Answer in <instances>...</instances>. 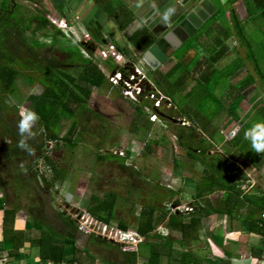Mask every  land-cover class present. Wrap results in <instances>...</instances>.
<instances>
[{
	"label": "rangeland",
	"instance_id": "obj_1",
	"mask_svg": "<svg viewBox=\"0 0 264 264\" xmlns=\"http://www.w3.org/2000/svg\"><path fill=\"white\" fill-rule=\"evenodd\" d=\"M246 1L250 9L252 6L251 0ZM47 9L54 8L48 1L46 4L44 0H0V19L4 18L7 23H12L10 15L17 14L18 17H21L24 23L27 24V29L23 32H19L18 29H14L13 27L9 28V31H6L0 24V48L2 49L0 65H8L17 70V75L15 77L16 95L20 96L21 101L17 102L14 98L6 94L3 96V101L7 105V108L0 111V180L3 182V191L6 194L4 205L7 209H11L14 206L18 207V209H20L18 212L20 220L16 222V224L18 223L17 225L19 226L23 223V225H26L28 230H30V232L26 233L22 231L23 237H25V234L27 236V233L30 234L28 235L30 237H26V242L28 244L25 243L26 246L22 248L24 253L22 254V252H20L18 254L27 255L28 251L30 253V259L36 256L35 251L37 241L39 240V234L30 226L31 220L27 217L26 213H28L29 210L32 212L33 210H42L44 213L39 220L44 230L49 231L50 228H53V226L57 224L54 220L55 213H62L63 216L69 217L77 228L74 243L75 247L80 250L86 249L89 255L98 257L97 261L103 263L106 260H117V257L111 253L114 250L117 252L125 251L126 253H135L136 251L142 255L144 247H139L138 250V248L135 247L122 246L120 244H115L113 241H107L106 239H112V236L104 234L101 238L100 235L102 234L96 227H93V229L90 227L85 233L78 228L83 227L84 222L80 221V219H82L81 216L84 217V205L86 204V199L88 200L90 196H95L98 199H101L103 195L108 193L118 196L116 202L117 207L114 211L115 221L106 225L108 228L112 229L111 234L115 233L113 230L116 227L115 222H117V220L118 222L122 221L120 222L122 224L125 223L129 226H133L129 228L127 232L134 233V228L139 222L144 220L142 211L148 206L155 207L159 210H170V208L176 207L175 214L183 213L185 208H191V204L189 203V190L194 188L195 183L191 179L193 169L192 167L190 168V159L185 156L183 151L179 150L178 146H176L173 135L177 132L176 128L172 126V123L173 121H180V119L173 109L166 115H163V113H165L163 111L166 110L161 106L155 113H152L156 116V121L151 123L149 122V117L151 115L150 110H143L144 116L142 117L136 116L134 107L140 102L138 100L133 102L124 98L121 93V88L111 86L106 80L107 84H104L100 90L91 89L84 111L79 112L73 120L61 121L59 130L56 133V137L58 138L64 136L66 130L72 124L71 121L74 122V132L70 139L76 141L77 145L73 159L70 160V162V158H68L62 146L55 149L53 143H46L44 141V136L42 133L40 134L42 129L38 121L32 129V138L27 141L29 146L34 148L35 144H41L42 152L53 164L60 167H65L69 164L67 167L68 177L63 181V185H61L62 188L61 186H57L50 191L49 195L47 190L44 189L43 181L39 180V177L34 181L31 179V177L34 178L33 175L35 174L38 176L42 173H48V170L47 172L42 170L40 161L35 162L37 153L30 155L29 158H25L24 154L26 151L20 149V154L17 156L13 155L9 160L4 158L5 154L3 153V149L13 145L17 146L20 140L17 122L20 119L21 110L24 108L32 110V105L25 98L30 94L39 93L42 89L38 79L40 77V69L43 67L44 63L50 60L59 64L66 61L69 57V53L63 51L62 47H79L84 57H91L103 46V37L96 36V42H93L94 39L90 36L91 34L89 32L87 33V30L83 28L82 22L78 16L75 13H73L74 16H71L72 12L65 14V19H68L70 24H66V20L57 12L59 14V21L56 22V24L49 21L54 27L46 26L42 30H38ZM242 16L245 17V14ZM262 22L263 23L258 24V26L262 34H264V21L262 20ZM222 26L224 27L223 24ZM55 29L59 32H56ZM6 32L10 33L8 37H4ZM250 33L252 36H250V38L253 41L259 40L257 33ZM86 34L91 37V42L84 38ZM216 37L222 39V34L217 33ZM233 40L237 41L236 39ZM234 44L238 45V43L232 42V46ZM206 46L212 47L211 44L208 43ZM88 47L92 55L88 54L89 51L86 49ZM116 50L118 55L122 58L125 57L128 61L132 59V63L137 68V71L142 73L150 84V90L153 88L158 92L147 78L146 68L148 67L139 57L135 54H123L122 50L119 48H116ZM237 53L239 57L243 58L247 70L252 71L250 63L244 58V49L241 48ZM191 54L192 52L186 54L182 63H187L188 58H190L188 55ZM128 56L131 58L130 60ZM179 56V54L173 55L172 60L175 62V60L179 59ZM92 58H94V56ZM202 58L203 60L201 59L199 64H197L199 67H204L205 63H208L204 57ZM173 61L170 60L167 64L161 65L159 67L160 70L157 69V72L160 74L162 72L164 73V71L171 67ZM187 66L188 73V70L192 67V63L187 64L186 67ZM64 68L67 73L73 76L77 75V71L73 68L69 66ZM98 70L105 78L112 72L106 68L103 61H99ZM181 73L182 72L177 70L172 77L178 84L181 82L179 81L180 79H184ZM195 73H198V71L193 69L190 74L191 77L188 76L185 79V87L182 88V93H179L180 96L182 94L184 95L185 92L193 87V90H199L197 88L199 85L201 86V84H198L200 83L199 79L192 81V79L196 77ZM245 78L246 73L242 78L234 82L233 87H239V85H241V87L247 86L248 83H246L247 79ZM241 80H243V85L241 84L242 82H240ZM169 83H171L170 80ZM257 85L258 84H256V87ZM225 87H227L226 83L224 84V88ZM169 88L172 92V88ZM178 88L179 86L177 85V89ZM252 92L253 91H251V93ZM148 93L149 92H146V94ZM251 93H247L244 97H235L233 99L235 101L231 99L230 104H226L229 108L228 110L231 111L234 106H237V108H239L240 105L244 106L246 104V99L249 98ZM173 96L176 104L184 105L183 97ZM142 97H144V95H142ZM199 98L200 96H195L193 100L196 101L199 100ZM194 101L189 103V107L191 105L192 108L196 105ZM148 102L151 104L152 100ZM209 104L212 106L210 101H206V106H209ZM71 108H74V106H71ZM88 112L90 115H87ZM205 115H208V113L205 112ZM162 116H168V118L171 120L173 119V121H171L169 125V121L166 122L161 120L163 118ZM258 120H264V117L260 118L256 114L253 119H250L249 124L251 125L254 121ZM212 124L215 127V123L212 122ZM133 127L137 130L135 132L136 135L130 132ZM7 128L11 131V134L8 136L5 134ZM243 130L238 135L239 141L241 140L244 142V145L247 143V146H250V143L244 139L245 130ZM94 131L98 132L96 133L98 138L90 134V132ZM193 136L195 138H202L199 132H194ZM216 138L215 136L212 137V139L215 140L214 142H220V140L216 141ZM227 142L228 141L225 139V143ZM142 144L147 145L148 152L142 147ZM230 147H228V149ZM226 149L227 146L221 148L220 151L224 153ZM96 154L102 157L107 154L113 157H124L125 159L121 166L116 158L95 160L93 156ZM259 154L261 153H257V155ZM28 165H30V168L27 171L26 168ZM197 170L200 172L198 167ZM85 173L87 176L81 177L84 185L80 188L79 185L78 189H75L77 192L74 190V193H81L83 198L80 195V200L76 197L73 201L70 200L71 195L69 191H72L74 188L73 184L78 180V177L85 175ZM154 185L158 186L157 189L154 188ZM33 186L36 188L35 191L33 190ZM159 188L174 192L175 196L168 199L165 196L166 192H160ZM242 190H245V188H242ZM155 193L161 195V197L159 198ZM175 201L178 203L172 206ZM130 202H134L132 212L129 209ZM157 215L158 213L156 212L154 216ZM159 226L160 225L156 226L154 229L155 231L150 235H156ZM28 230L26 229V231ZM116 230H118L117 227ZM107 232H110V230H107ZM89 236H92L93 239L98 238L99 241L103 240L106 246L102 247L95 241H92ZM140 241L142 243L144 242L143 240ZM148 241L153 243L155 240L148 239ZM53 242L54 244L62 243L59 239H54ZM63 249L64 258L70 259L71 246H65ZM141 250L143 252H141ZM99 258L105 259V261L99 260ZM34 259L36 260V258ZM84 261L93 264L92 258L90 257H84ZM135 263L144 264L145 261L139 259L136 260Z\"/></svg>",
	"mask_w": 264,
	"mask_h": 264
},
{
	"label": "trees",
	"instance_id": "obj_2",
	"mask_svg": "<svg viewBox=\"0 0 264 264\" xmlns=\"http://www.w3.org/2000/svg\"><path fill=\"white\" fill-rule=\"evenodd\" d=\"M254 6L247 8L249 10V18L248 22L256 17V15H260L262 20L264 21V0H251ZM222 12L219 11L215 14L214 17L221 15ZM230 14L233 18L234 28L237 31L240 39L244 42L247 47L246 50V59L251 62L254 68V73L259 82V87L262 89L261 101L257 102V104L264 103V40L263 38L256 41V47H253V40L247 38L249 34H246L243 31L242 25L237 21V17L235 13L230 10ZM12 19V23H7L4 18L0 19V24L2 25L4 30H8L9 28H16L19 32H23L27 29V24L24 23L21 17H18L17 14L10 15ZM28 20V18H27ZM69 24V23H67ZM46 26L54 27L48 20L43 18L41 24L39 25L38 30H42ZM9 31V30H8ZM56 32H59L55 29ZM11 32V31H10ZM90 34L93 35V39L96 40V35L94 32ZM10 35L9 32H6L4 37H8ZM147 38L143 47H147L152 42V39L145 34L143 30L135 31L131 34L129 40L132 45L137 46L138 43L144 40V37ZM148 36V37H147ZM5 39V38H4ZM7 39V38H6ZM252 40V42H250ZM5 42V41H4ZM139 46V45H138ZM137 46V48H138ZM87 50L89 49L86 48ZM62 50L69 53V57L63 63H54L53 60L44 63L43 67L40 69V77L38 82L40 83L42 89L39 93L30 94L25 99L32 105V110L35 111L39 116V123L41 125V132L44 136V141L46 143H53L55 149L60 148L61 146L65 149L69 162L73 159L77 142L73 139H70L72 133L74 132V122L71 121L70 127L66 130L64 136L56 137V133L59 130L61 125V121L73 120L81 111H84L85 104L89 98L91 89L100 90L104 84L106 83L105 76L98 70L96 65H93L88 57H84L79 47H62ZM88 54L92 55L91 51L88 50ZM2 53V49L0 48V55ZM196 56L192 58V67L191 69H187V64L182 65L179 62H176L173 67H171L166 73H159L157 70L151 71L147 69V78L151 81V84L155 86L158 92L163 95L166 99H168L170 104V109L163 111V115H166L171 109L174 108L176 114L178 116L185 117L189 122L193 125H197L202 131V138H195L193 133L196 131L195 126H179L175 123L172 126L176 128V134L173 135L175 138L176 146H178L179 150L185 153V156L190 160L199 164L202 168V171L198 174L194 173V177H196V183L194 187L193 200L195 201H204L207 196L219 192L225 191L227 197L224 201L225 210L230 215L231 210H238L239 206L242 205V200L251 202L248 197L244 198L241 196L240 190H238L237 186L238 181L244 180L245 176L238 170L236 167L227 160V158L222 155H210V145L208 144V139L213 140L212 137L215 136V132L210 133L206 128L209 127L213 118L224 109V105L221 100L212 94V91L208 89L207 82L208 76L206 73H202L199 79L197 88L199 90L195 91L193 88H190L187 92L182 94V88H184L185 79L189 76L191 77V71L194 69V65H197ZM67 64V65H66ZM69 66L77 71V75L73 76L67 73L64 67ZM179 70L184 79H180L179 84L176 83L175 79L173 80L174 74ZM17 75V70L8 65H0V111L7 108V105L3 101V96L8 94L12 98H14L17 102L20 101V96L16 95V86H15V77ZM180 75V76H181ZM193 78V80H197ZM246 83L247 86H250L254 83L253 77L246 73ZM169 80L171 83H169ZM244 80V79H243ZM241 80L240 82H242ZM176 84V85H175ZM243 85V82L241 83ZM177 85L179 88L177 89ZM197 86V85H196ZM247 86L239 85V87L232 88L235 91L241 92L247 88ZM172 88V92L170 88ZM183 97L182 104H176L174 100V96ZM200 96L199 100L194 101V97ZM140 102L137 106L134 107V111L136 116L142 117L144 116L143 110L150 109L151 104L148 100L143 97L137 98ZM190 100V101H188ZM195 102L196 105L191 108L189 107L190 102ZM206 101H210L212 103L209 106H206ZM186 103V104H185ZM223 105V106H222ZM255 105V106H256ZM74 106V108H71ZM173 107V108H172ZM195 107V109H194ZM191 108V109H190ZM198 111H197V110ZM196 110V111H195ZM197 112V113H196ZM205 112L208 115H205ZM87 115H90L88 112ZM92 115V114H91ZM207 116V117H206ZM232 116V114H231ZM259 116V115H258ZM163 117V118H162ZM161 120L168 122L171 124L170 118L168 116H162ZM205 118V119H204ZM234 118V117H233ZM231 121H227L220 129L223 132V135L226 134L227 130L231 128ZM147 123V122H146ZM178 126H177V125ZM249 122L243 125L241 131L249 128ZM219 130V131H220ZM243 130V131H244ZM137 130L131 128L130 132L133 135H136L135 132ZM98 132H90V134L97 137ZM6 136L11 134L9 129H6ZM239 134H235L233 138L227 143L233 148H237L239 143ZM98 138V137H97ZM236 143V144H235ZM142 147L148 152L147 145L142 144ZM247 146L244 145V142L241 146V149H246ZM20 149L18 145H13L8 148L3 149L4 158L6 160L11 159L13 155L17 156L20 154ZM34 153H37L36 161H40L42 165V170L48 173H42L40 175H33L34 178L31 179L34 181L39 177V180L43 181L44 189L47 190L49 195L50 191L55 189L57 186H61L63 181H65L68 177L67 167H60L56 164H53L49 158L42 152V145L35 144ZM214 152V151H212ZM254 152V151H253ZM243 156L244 153L240 152ZM243 153V154H242ZM253 154H257L254 152ZM127 155V154H126ZM125 155V156H126ZM28 152L24 154L25 158H29ZM99 156V154L94 155L95 160H105L116 158L119 165H123L124 157L119 158L117 156L111 155H103ZM34 162V163H35ZM68 162V163H69ZM177 164V163H176ZM178 165V164H177ZM30 165L26 168L28 171ZM88 173V172H86ZM81 177L87 176V174ZM29 180V179H28ZM79 186L82 187L84 185L83 180ZM235 183V184H233ZM37 187V186H36ZM157 185H154V188L157 189ZM35 187L33 186V190L35 191ZM42 189V188H40ZM160 192H166V197L168 199L173 198L175 196L174 192L163 190V188H159ZM157 192V191H156ZM0 193L2 194L3 199L0 200V204L5 202L6 195L3 191V182L0 180ZM156 194V193H155ZM157 195V194H156ZM159 198L161 195H157ZM158 198V199H159ZM118 200V196L108 193L102 196L101 199L96 198L95 196H90L84 205L83 212L87 216H89L92 220L103 224L108 225L110 222L115 221L114 211L117 207L116 202ZM227 202V203H226ZM178 202H173L172 206H175ZM134 202H130L129 209L132 212ZM18 207H13L10 210L5 208H1L3 218L1 223V238L3 241L11 243V250L13 252L18 251L22 248L23 244V234L22 231L13 230V220L14 214L18 211ZM233 211V212H234ZM158 213L157 216H154L155 213ZM42 210H31L28 211L27 217L30 218V226L32 229L39 234V240L37 241L36 248V259L39 263L43 264H89L84 261V257H90L86 249H78L75 247V235L77 233V228L74 222L69 219V217L63 216L62 213H55L54 220L56 221V225L53 228H50L49 231L43 229L39 218L43 215ZM193 214V213H192ZM142 215L144 220L139 222V224L134 228V233L143 238V243L138 247H144V250L147 251V262L149 264H158V261L161 257H166L168 264L171 260H178L181 264H201L202 260L195 258L192 254H185L183 252H174L172 249L173 243L184 244V242L189 245V242L195 240L197 238V233L200 230V220L198 218H190L188 222H184L179 214H170L167 210H159L155 207L148 206L144 208L142 211ZM183 217V216H182ZM122 221L117 220L116 227L118 230L127 231L129 228L133 226H129L127 224L120 223ZM260 224L261 221L259 220ZM165 225V228L168 232L166 236H157L150 235L154 232V229L158 225ZM261 235L264 236V228L260 226ZM92 241H95L99 245L106 246L105 242L99 241L98 238H92L89 236ZM59 239L62 241L61 244H54L53 240ZM148 239L155 240L153 243L149 242ZM157 240V241H156ZM148 241V242H147ZM65 246H71V258L65 259L63 256V251ZM83 255V256H82ZM140 254L137 252H129L124 254V264H135V259ZM16 255H7V257H15ZM95 257V256H94ZM188 258V259H187ZM94 259H98L95 257ZM99 260H103L99 258ZM11 264H22L16 261L11 262Z\"/></svg>",
	"mask_w": 264,
	"mask_h": 264
},
{
	"label": "crops",
	"instance_id": "obj_3",
	"mask_svg": "<svg viewBox=\"0 0 264 264\" xmlns=\"http://www.w3.org/2000/svg\"><path fill=\"white\" fill-rule=\"evenodd\" d=\"M47 1L66 20V23L70 24L68 19H65V14L72 12L71 16H74L73 13H75L82 22L83 28L87 30V33L94 32L96 36L108 39L116 48L121 49L123 54H136L138 51L143 52L157 41L158 46L161 49L164 48L163 51L166 54V59L156 70H160L159 67L167 64L170 60L173 61L172 57L176 54L180 56L175 62L173 61V66L176 62L185 65V63H182V60L190 52L192 54L188 55L190 56L187 61L188 63L192 61L194 56L197 58V64H199L201 59L203 60L202 57L208 62L205 63L204 67L194 65V69L198 71V73H195L196 77L194 78H200L201 74L205 72L206 76L209 77V81L207 82L208 89L224 105V109L213 118L209 127L206 128L210 133L215 132V138L217 136L216 141L220 140V142L207 140L211 149L209 154L225 155L227 160L245 176V179L238 181L239 183L236 186L240 190L243 199L248 197L251 199V202L242 200V205L239 206L238 210L234 211L232 209L231 213L233 215H230L225 210L224 201L227 197L225 191L215 192L207 196L204 201L194 202V188L189 190V203L194 212L193 214L183 216L182 220L188 222L192 217L198 218L200 220V230L197 233V238L190 241L189 245L185 242L184 244L173 243L172 249L176 253L192 254L195 258L202 260L201 264H253V261L256 264V260L260 257L263 238L260 232L259 215L264 212V153L259 155L253 154L251 146L241 149L243 144L241 140L237 148L232 150L233 148L229 146L230 144L225 143V135H223L220 129H222V126L227 121H231V127L236 128V133L239 134L243 125L249 122L250 119H253L256 114L260 118L264 117V103L256 105L257 102L261 101L262 89L259 87V82L256 79L257 77H255L251 62L247 59L252 68V71H248L243 58L239 57L237 53L241 48L244 49V58H246L247 47L234 28L230 10L235 13L237 21L242 25L243 31L249 34L247 37L249 40L251 39L250 32L257 33L258 39L263 38L264 40V34H262L258 26V24L263 23L260 15H256L250 23L248 22L249 10L247 9L248 3L246 0H44L46 4ZM251 3L254 6L252 1ZM169 8H174L175 11L169 17L168 22L165 23L163 16ZM219 11L222 14L217 16V18L214 17ZM243 14H245V17L242 16ZM140 29L152 39V42L146 48L143 47L147 39L145 36H143L144 40L137 44V46L139 45L138 48L132 45L129 40L131 34ZM217 33L222 34V39L216 37ZM91 36L93 37L92 34ZM255 41L256 43L258 42L257 40ZM232 42L238 43V45L234 44L232 46ZM207 43L211 44L212 47H207ZM256 43L252 42L253 47L257 46ZM172 65L171 67H173ZM168 70L164 71V73ZM245 73H249L253 77L254 83L248 86L246 91H235L232 88L234 82L242 78ZM225 83L227 87L224 88ZM256 84H258L257 87ZM251 91L253 92L251 93ZM247 93H251V95L246 99L244 106L240 105L239 108L234 106L231 111L228 110L229 108L226 104H230L231 99L235 101L233 100L235 97H244ZM174 112L176 113V111ZM178 117L180 121L174 122L173 119L171 121L178 125L181 121H184L188 124V127L195 126V132H199L202 135V131L197 125H193L183 116ZM212 122L215 123V127ZM226 146L227 149L224 150V153L220 151L221 148ZM228 147L230 148L228 149ZM240 152H243L244 155L242 156ZM190 162V168L192 167L193 173L198 174L202 171L199 164L192 160ZM197 167L200 169V172L197 170ZM193 173L191 179L196 183L197 180ZM81 183L82 181L78 177V180L73 184L74 188L72 191H69L71 195L70 200L73 201L75 197L80 200L81 193H74V190L78 189ZM242 188H245V190H242ZM81 197L83 198V195ZM1 199L4 200L0 193ZM1 208L7 209L4 202L0 204ZM19 210L14 214L13 230L25 231V233L30 232L28 227L23 225V223L19 226L17 225L18 223L16 224L20 220L18 217ZM2 218L3 215L0 211V234ZM156 233L157 236L161 237L168 234L164 224L157 228ZM28 235L30 234L27 233ZM27 236L25 234V237H23L22 248L26 246ZM22 248L13 252L11 250V243L3 241L0 235V258H5L12 263H16L17 261L22 264H41L37 259H34L36 256L30 259L28 251L27 255L18 254L20 252L24 253ZM136 248L139 250L138 246ZM141 252L143 251L141 250ZM111 253L117 257V260L105 261L103 259L105 262L102 263L94 259L95 257H92L93 264H124L123 255L126 254L125 251L117 252L114 250ZM8 254H15L16 256L14 258L7 257ZM139 259L145 261L144 264H149L147 262L146 249L142 255L136 257L135 262ZM158 264H168L167 258L161 257ZM169 264L181 263L178 260H171Z\"/></svg>",
	"mask_w": 264,
	"mask_h": 264
},
{
	"label": "built area",
	"instance_id": "obj_4",
	"mask_svg": "<svg viewBox=\"0 0 264 264\" xmlns=\"http://www.w3.org/2000/svg\"><path fill=\"white\" fill-rule=\"evenodd\" d=\"M44 15H45L44 18L46 20L54 24H56V22L59 21V14L55 11V9H48ZM84 38L87 41H91V37L88 34H86ZM102 42H103V46L101 49H98L96 54H93L94 58H92L93 56L91 57L87 56L90 59L91 63L99 68V61H103V64L106 65V68L112 71L111 74L106 77L107 82L110 83L111 86L120 87L122 96L124 98L135 102L137 98H140L142 97V95H144L143 97L144 99L148 101L152 100L151 107L150 109H148L151 112V115L149 117L150 119L149 122L152 123L156 121V116L152 113H155L161 106H163L165 110H169L170 104L168 99H166L155 89L152 88L150 90L149 88L150 84L145 79V76H143L142 73H139L137 71V68L132 63V59L129 56L128 58L129 60L131 59L130 61L126 60L125 57L122 58L120 55H118L115 45L111 43L108 39H103ZM146 92L149 93L146 94ZM179 124L180 126H187V124L184 121H181ZM236 132L237 130L234 127L232 129H228L225 134V139L227 141H230L233 138V136L236 134ZM170 209L171 212L174 213L176 207ZM191 212H192V208H185L182 214L188 215ZM81 218L82 219H80V221L84 222V224L82 228L79 227L78 229L80 231H83L84 233L90 227L91 229H93V227H96V229L100 230V233L102 234L100 235L101 238L104 236V234H108L109 236H112V239L108 238L106 240L113 241L115 244H120L123 246V245H134L140 242L139 238L123 233L119 230H116V227L113 230L115 233L111 234L112 229L108 228L106 225L100 224L86 216L84 217L81 216ZM260 221L262 223L260 224V226L264 228V212L261 213L260 215ZM107 230H110V232H107ZM0 264H11V261L5 258H0ZM61 264H68V263H61ZM256 264H264V236L262 238L260 257L256 260Z\"/></svg>",
	"mask_w": 264,
	"mask_h": 264
},
{
	"label": "clouds",
	"instance_id": "obj_5",
	"mask_svg": "<svg viewBox=\"0 0 264 264\" xmlns=\"http://www.w3.org/2000/svg\"><path fill=\"white\" fill-rule=\"evenodd\" d=\"M174 11H175L174 8H169L168 11L164 14L163 20L165 23L168 22L169 17L173 14ZM45 12H47V11H45ZM93 42H94V40H93ZM140 52L142 53V51H140ZM135 55L137 57H139V59L141 60L140 56L138 55V52ZM146 69H149V68H146ZM38 121H39V116L35 111H33L31 109H27V108H24L21 110L20 119L17 122L18 135L20 136V140L18 141V147L21 148L22 150H25L26 152H28L29 155L34 154L35 149L31 148L29 146V144L27 143V141L32 138V136H33L32 129L37 124ZM170 121H171V119H170ZM179 126H180V124H179ZM187 126H188V124H187ZM244 139L250 143V146L254 152L264 153V120L254 121L250 125V127L244 131ZM167 211L170 214L173 213V212L171 213V209L167 210ZM193 212H194V209L192 208V212L190 214H192ZM190 214H188V215H190ZM174 215H175V213H174ZM179 215L185 216L182 213H179ZM260 215H259V220H260ZM84 216L90 218L86 214H84ZM119 231H121V230H119ZM121 232L135 236V237L139 238L140 240H143V238L138 236L136 233L127 232V231H121ZM141 244H142V242L140 241L139 243L134 244V245H123V246L136 248L137 246H139ZM253 264H255V261H253Z\"/></svg>",
	"mask_w": 264,
	"mask_h": 264
},
{
	"label": "water",
	"instance_id": "obj_6",
	"mask_svg": "<svg viewBox=\"0 0 264 264\" xmlns=\"http://www.w3.org/2000/svg\"><path fill=\"white\" fill-rule=\"evenodd\" d=\"M171 36V34L168 33ZM177 42V41H176ZM138 55L141 58V61L151 70L154 71L156 68L166 59V54L158 46L157 41L151 44L145 51L142 53L138 51Z\"/></svg>",
	"mask_w": 264,
	"mask_h": 264
},
{
	"label": "flooded vegetation",
	"instance_id": "obj_7",
	"mask_svg": "<svg viewBox=\"0 0 264 264\" xmlns=\"http://www.w3.org/2000/svg\"><path fill=\"white\" fill-rule=\"evenodd\" d=\"M164 49V48H163Z\"/></svg>",
	"mask_w": 264,
	"mask_h": 264
}]
</instances>
